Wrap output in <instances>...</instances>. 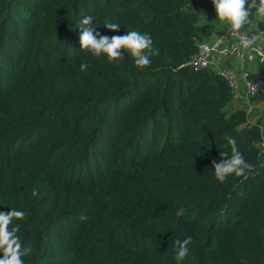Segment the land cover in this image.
I'll return each instance as SVG.
<instances>
[{"label": "trees", "instance_id": "obj_1", "mask_svg": "<svg viewBox=\"0 0 264 264\" xmlns=\"http://www.w3.org/2000/svg\"><path fill=\"white\" fill-rule=\"evenodd\" d=\"M192 8L0 0V212H25L9 225L31 246L24 264H264V108H249L264 92L237 97L216 69L187 65L216 30ZM252 12L241 31L264 34ZM89 15L94 33L150 35L151 64L83 51ZM226 137L254 171L221 183Z\"/></svg>", "mask_w": 264, "mask_h": 264}, {"label": "clouds", "instance_id": "obj_2", "mask_svg": "<svg viewBox=\"0 0 264 264\" xmlns=\"http://www.w3.org/2000/svg\"><path fill=\"white\" fill-rule=\"evenodd\" d=\"M217 19L225 22L228 26V31L239 33L245 26L250 24L253 15L252 10H255V15L258 19L264 18V0H213ZM92 16H85L80 21L79 28L81 29L80 46L83 51L90 52L95 57L106 55L110 61L122 58L121 49L126 50L134 57L135 65L143 69L151 64L150 55H153V41L148 34H141L138 31H128L125 35L106 36L99 33H94ZM106 27L112 31L119 30L120 25L116 23L106 24ZM256 36H241L240 46L244 49H249L256 43ZM255 50V49H253ZM80 68L86 71L88 64L81 63ZM251 86L255 88L258 85ZM227 142L231 145V156L226 152H221L219 162L213 161L211 167L214 169L215 178L223 183L230 175L237 177H246V172L254 171V166L249 164L243 154L238 150L235 139L226 137ZM38 192L33 190V195ZM184 209H179L176 215L182 216ZM25 212L11 208V211L5 213L0 212V264H24L23 256L31 253V246L22 247L20 239L17 235L19 226H14L11 229L9 225L15 220H23ZM81 219H87L82 216ZM192 238L188 237L181 241L176 239L174 245L176 248V260H184L189 252L188 245Z\"/></svg>", "mask_w": 264, "mask_h": 264}, {"label": "built area", "instance_id": "obj_3", "mask_svg": "<svg viewBox=\"0 0 264 264\" xmlns=\"http://www.w3.org/2000/svg\"><path fill=\"white\" fill-rule=\"evenodd\" d=\"M256 36L258 42L261 39L262 33L256 32L254 30H244L239 31V33L229 32L228 29L224 34V39L229 38L233 42V46L230 50L232 55H236L240 63L241 70L237 71L230 66L223 65L220 62L215 60L216 55L226 54L227 50L220 49L221 45L219 41L211 40L209 42H202L198 46L197 54L187 63L194 71H204L210 68L216 69L218 74L227 82L231 91L237 96L246 98L253 97L260 92V85L257 83L251 76L250 73L245 71L247 63L250 58L248 52H253L259 56V61L261 64H264V55L263 53L252 45L249 49H244L240 46V37L241 36ZM255 49V50H253ZM258 85L255 88L251 86Z\"/></svg>", "mask_w": 264, "mask_h": 264}, {"label": "rangeland", "instance_id": "obj_4", "mask_svg": "<svg viewBox=\"0 0 264 264\" xmlns=\"http://www.w3.org/2000/svg\"><path fill=\"white\" fill-rule=\"evenodd\" d=\"M195 11L200 12L202 17L203 23H212L215 25L216 30L218 26L225 25V22L219 21L217 19L216 11L214 4L211 0H193V8ZM258 19V18H256ZM263 19V18H260ZM264 38V34L261 36ZM264 52V50H263ZM255 59H259L257 54H255ZM258 63L256 62H250L247 63L246 68L244 69L248 73L251 74V76H254V79L257 83H259L260 91L264 92V68L261 70L258 68ZM250 98V97H249ZM249 102V101H248ZM249 105V104H248ZM249 108L252 109H261L264 108V102L262 101H254L251 102L249 105ZM263 154H264V146H263Z\"/></svg>", "mask_w": 264, "mask_h": 264}, {"label": "crops", "instance_id": "obj_5", "mask_svg": "<svg viewBox=\"0 0 264 264\" xmlns=\"http://www.w3.org/2000/svg\"><path fill=\"white\" fill-rule=\"evenodd\" d=\"M227 29H228V26L225 24L223 26H221V25L218 26L217 30H215V34H214L212 40L219 41L220 42V45H221L220 49H222V50L225 49V50L228 51L226 54L216 55L215 56V60L218 61V62H220L223 65L230 66L231 68L239 71V70H241V66H240V63H239V61L237 59V56L235 54L232 55L230 53V50H231V48L233 46V42L231 40H229V38H226V39L223 38L224 37V34L227 31ZM254 47H256L257 49H259L263 53V55H264V52H263V50H264V38L261 37V39L254 44ZM248 56L250 58V60H249L248 63H250V62H256V63H258L257 65H258V68L259 69L262 70L264 68V64H261L260 61H259V59H255V53H253V52L250 51V52H248ZM252 78L254 79V76H252ZM260 89H262V88L260 87Z\"/></svg>", "mask_w": 264, "mask_h": 264}, {"label": "water", "instance_id": "obj_6", "mask_svg": "<svg viewBox=\"0 0 264 264\" xmlns=\"http://www.w3.org/2000/svg\"><path fill=\"white\" fill-rule=\"evenodd\" d=\"M260 92H261V91H260ZM260 92H259V93H260Z\"/></svg>", "mask_w": 264, "mask_h": 264}]
</instances>
